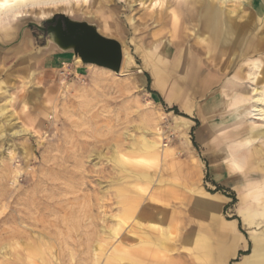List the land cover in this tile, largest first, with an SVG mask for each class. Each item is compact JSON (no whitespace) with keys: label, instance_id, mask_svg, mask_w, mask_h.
<instances>
[{"label":"rangeland","instance_id":"1","mask_svg":"<svg viewBox=\"0 0 264 264\" xmlns=\"http://www.w3.org/2000/svg\"><path fill=\"white\" fill-rule=\"evenodd\" d=\"M256 3L227 2L237 12L232 68L194 78L177 56L199 51V24L184 18L183 36H171L176 3L50 10L116 39L118 72L42 47L28 25L44 20L38 11L0 20V264H236L252 253V238H264V126L249 112L259 85L248 77L256 59L264 72V46L246 51L244 41L264 33ZM154 223L171 233L169 260L147 246Z\"/></svg>","mask_w":264,"mask_h":264},{"label":"bare ground","instance_id":"2","mask_svg":"<svg viewBox=\"0 0 264 264\" xmlns=\"http://www.w3.org/2000/svg\"><path fill=\"white\" fill-rule=\"evenodd\" d=\"M78 1L79 0H0V19L4 17H12L17 19L22 16H27L32 11H38L40 12L38 18L42 20L48 18L49 14H51L50 10H54V9L57 10L59 8L74 4L75 2ZM138 1L140 4H144L145 2H148V7H147L148 10H154V9L161 10L167 4L173 5L174 3H176L175 7L172 8L171 10V19L173 26V31L170 34L171 36L174 37L183 36L182 35L183 32L181 28L185 27V24L183 22L184 18H187L188 21H194L199 24V32H197V37L199 38V48L195 47L196 49H199V51L197 50L198 52H193L187 49L181 51L180 55L177 56L178 60L181 61L183 69L189 65L190 69L187 72L189 73L191 78H194L196 73L202 71L203 69L215 70V71L220 70L224 74H227V72L232 68V65L234 63L233 58L235 56V51L234 49H231V47L233 48L235 46L234 42H236L237 40L236 33L238 32H236V27L235 24L233 23L234 16L237 15L236 9L225 8L227 2L231 0H138ZM263 5H264L263 0H257L256 6L258 12L262 10ZM46 10H48V12ZM184 31L186 30L184 29ZM184 34L188 35L186 33ZM201 42H205L207 45L204 51H201L202 49H204L201 45ZM247 44L248 42H246L247 47L245 46L246 51L250 50L251 47L257 48L264 46V37L259 38L257 44H254V46H252L253 44L251 46ZM197 53L199 54L203 53L204 57L201 60H198L197 58L194 57L195 54ZM123 54H127V55L126 57H123L122 60L130 58L125 48ZM165 57L166 55L162 54V56L159 57L157 61L162 62V60H164ZM188 58H190L189 61ZM215 66H217L218 68L216 69ZM261 66L262 65L260 60L256 59L255 62L253 63V67H252L253 70L251 71L249 70L250 72L248 73L249 79L255 85L257 86L259 85L256 88L255 87L252 88L253 100L255 103L251 105L249 112L252 114L254 120L260 121L261 125L264 126V72ZM121 74L124 73L121 72ZM217 82H218L217 80L210 78V79H206L203 84L208 87ZM8 100H12L11 95L9 96ZM252 123L256 124L254 121ZM17 131L19 132L20 130ZM210 205L213 204L211 203ZM152 230H153L152 233L147 232L148 235V240H146L147 246L158 247L160 251L158 253L155 252L154 257L157 258L160 256V259L161 258L165 259L167 252H171V250H169V248H171L170 242L172 241L171 233L166 229V224H162V223H154V225L152 226ZM263 240L264 238L261 240H258L257 238H252V249H251L252 253L247 256L248 258L252 259L251 262L253 264H264V253L261 252L262 251L261 244ZM158 254L161 255L157 256ZM108 260L110 261V259Z\"/></svg>","mask_w":264,"mask_h":264},{"label":"water","instance_id":"3","mask_svg":"<svg viewBox=\"0 0 264 264\" xmlns=\"http://www.w3.org/2000/svg\"><path fill=\"white\" fill-rule=\"evenodd\" d=\"M29 26L43 41L42 47L55 45L63 52L71 51L83 64L107 68L118 72L121 64V44L114 38L102 35L95 24L73 19L63 13H54L40 21H30ZM26 27L21 29V38Z\"/></svg>","mask_w":264,"mask_h":264},{"label":"crops","instance_id":"4","mask_svg":"<svg viewBox=\"0 0 264 264\" xmlns=\"http://www.w3.org/2000/svg\"><path fill=\"white\" fill-rule=\"evenodd\" d=\"M257 3L255 4V8H256V10L258 11V9H257ZM259 13V12H258ZM262 13V12H261ZM19 18H23V16L22 17H19ZM2 19V18H1ZM0 19V20H1ZM18 19V18H17ZM248 27V26H247ZM264 27V26H263ZM246 31H249V30H247V29H245V32ZM260 31H262V29L260 30ZM257 35H258V33H257ZM244 36L246 37V33H244ZM259 36H260V38L261 37H264V33L263 32H259ZM6 34L5 33H0V42H3L5 39H6ZM246 40V42H251L252 40H251V38L250 39H245ZM244 40V41H245ZM5 51H7V50H1L0 49V60L2 61L5 57H6V53H5ZM207 87V86H206ZM0 90H2L1 88H0ZM199 119V118H198ZM207 201H209V199H206L205 200V202H206V204L208 205H210L212 202L210 201V202H207ZM213 204V203H212ZM210 206H212V205H210ZM196 227H195V231H194V233H195V235H194V241L196 242V244H197V247H196V249H195V256H196V258L197 259H199V221H197L196 222ZM221 230L223 231L224 230V226L223 225H221ZM240 247H244V246H240ZM154 248V250L156 249V250H158V252L160 251V249L158 248V247H153ZM157 252V253H158ZM249 254H251V253H245V254H243L242 256H241V258H243V261H242V259H240L239 261H237L236 262V264H244V263H247V262H251V260L252 259H250V258H248V256L247 255H249ZM171 255H172V253L171 252H167V255H166V257H165V259L164 260H169L170 258H171ZM245 257V258H244ZM252 263V262H251ZM253 264V263H252Z\"/></svg>","mask_w":264,"mask_h":264},{"label":"trees","instance_id":"5","mask_svg":"<svg viewBox=\"0 0 264 264\" xmlns=\"http://www.w3.org/2000/svg\"><path fill=\"white\" fill-rule=\"evenodd\" d=\"M174 109H175V108L173 107L172 110H174ZM195 121H197V120H195Z\"/></svg>","mask_w":264,"mask_h":264}]
</instances>
